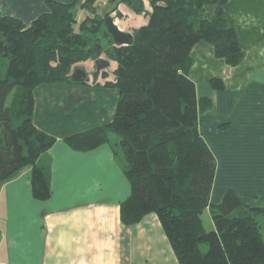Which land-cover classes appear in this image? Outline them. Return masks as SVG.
Here are the masks:
<instances>
[{"label": "trees", "instance_id": "1", "mask_svg": "<svg viewBox=\"0 0 264 264\" xmlns=\"http://www.w3.org/2000/svg\"><path fill=\"white\" fill-rule=\"evenodd\" d=\"M123 1L139 10L133 2L140 0ZM149 2L147 23L134 30L132 42L113 47L116 67L102 74L110 79L94 81L119 90L112 121L65 140L86 150L116 134L114 153L124 160L131 189L119 204L120 220L131 225L154 212L179 264H264V230L257 218L264 213V195L255 196L258 204H247L229 188L219 203L211 201L216 157L202 137L198 113L209 109L212 99L198 97L188 75L189 54L199 40L211 43L230 66L243 57L222 10L225 0ZM212 3L216 7L209 14L205 6ZM74 4L47 0L48 11L29 25L0 12V182L31 166L38 199L51 192V162L41 158L56 138L34 125L32 91L68 80L75 64L90 57L96 43L91 33L104 27L106 17L96 12V0H83L91 16L78 22ZM209 82L224 88L219 78ZM206 209L210 230L201 218Z\"/></svg>", "mask_w": 264, "mask_h": 264}, {"label": "crops", "instance_id": "2", "mask_svg": "<svg viewBox=\"0 0 264 264\" xmlns=\"http://www.w3.org/2000/svg\"><path fill=\"white\" fill-rule=\"evenodd\" d=\"M56 1H74L78 22L91 16L83 0ZM96 4L99 15L112 16L120 30L132 35L151 11L149 0L133 2L139 10L123 0ZM215 7L207 4L205 11L211 14ZM48 9L47 0H0L2 14L26 25ZM222 10L238 36L241 61L230 66L211 43L199 40L190 51L188 68L197 96L212 99V106L198 113L202 137L216 157L211 201L219 203L232 188L243 202L258 204L255 196L264 195V0H225ZM91 34L103 52L118 46L104 27ZM76 66L93 71L94 59ZM115 67L110 59L97 80L110 79L111 74H102ZM214 77L221 79L223 89L210 85ZM32 94L34 125L56 138L43 159L51 162V192L46 199L33 195L31 166L0 182V264H178L154 212L131 225L120 220L119 204L131 189L124 160L114 153L116 137L86 150L65 140L111 122L119 90L91 79L66 80L39 84ZM209 225L214 227L212 219Z\"/></svg>", "mask_w": 264, "mask_h": 264}, {"label": "water", "instance_id": "3", "mask_svg": "<svg viewBox=\"0 0 264 264\" xmlns=\"http://www.w3.org/2000/svg\"><path fill=\"white\" fill-rule=\"evenodd\" d=\"M103 23L106 32L112 38V44L125 45L132 42L133 35L130 32L120 30L114 22L112 16H107ZM90 54V56L94 59V70L88 71L84 66H76L71 74L68 75V80L82 82L92 79V81H96L100 71L109 67L110 59L114 58L113 47L107 50V52H103L102 45L99 42L93 44ZM104 54L106 57L103 56Z\"/></svg>", "mask_w": 264, "mask_h": 264}, {"label": "rangeland", "instance_id": "4", "mask_svg": "<svg viewBox=\"0 0 264 264\" xmlns=\"http://www.w3.org/2000/svg\"><path fill=\"white\" fill-rule=\"evenodd\" d=\"M104 16H110V15H108V14H105ZM105 17V18H106ZM104 25V24H103ZM105 27V26H104ZM3 58H1L0 57V73L3 71V68H4V66H3ZM74 69V68H73ZM99 77V76H98ZM100 79V78H99ZM199 85H201V83L199 84ZM115 138L116 137V134L115 133H112V134H110L109 135V139H111V138ZM44 159V156H42V158H41V160H43ZM254 205V204H253ZM237 213V211H234L232 214H236ZM201 218H202V222H203V225H204V227H205V229L206 230H210L211 229V227H210V225H209V220L211 219V216H210V212H209V210H204L203 211V213H202V215H201ZM258 220H259V222H260V224H262V229L264 230V213H259L258 214ZM165 233V232H164ZM207 247L205 246V245H202V249L203 250H205ZM178 264H179V262H178Z\"/></svg>", "mask_w": 264, "mask_h": 264}, {"label": "flooded vegetation", "instance_id": "5", "mask_svg": "<svg viewBox=\"0 0 264 264\" xmlns=\"http://www.w3.org/2000/svg\"><path fill=\"white\" fill-rule=\"evenodd\" d=\"M104 56H106V55L104 54Z\"/></svg>", "mask_w": 264, "mask_h": 264}, {"label": "built area", "instance_id": "6", "mask_svg": "<svg viewBox=\"0 0 264 264\" xmlns=\"http://www.w3.org/2000/svg\"><path fill=\"white\" fill-rule=\"evenodd\" d=\"M92 80V79H91Z\"/></svg>", "mask_w": 264, "mask_h": 264}]
</instances>
